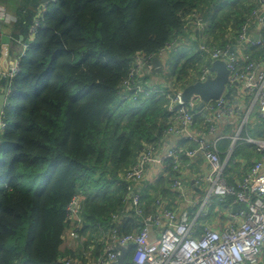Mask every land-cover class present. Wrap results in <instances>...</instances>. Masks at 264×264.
<instances>
[{"label": "trees", "instance_id": "obj_1", "mask_svg": "<svg viewBox=\"0 0 264 264\" xmlns=\"http://www.w3.org/2000/svg\"><path fill=\"white\" fill-rule=\"evenodd\" d=\"M0 4L8 9L12 0ZM15 6L11 46L28 43L17 53L8 44L10 54L19 55V68L10 78L0 131V264L102 261L109 247L117 251L122 236L141 230L144 216L178 213L164 197L186 201L173 184L196 142L178 138L180 163L175 167L173 157L164 159L155 197L146 193L145 179L134 184L127 171L150 149L159 152L174 122V95L211 67L213 59L200 49L202 43L243 53L241 68L264 62V47L239 40L245 24L251 36L264 39L258 14L264 12L262 1L19 0ZM189 40L193 45L186 49L183 41ZM3 51L0 39V55ZM163 51L170 54L161 71L165 83H152L145 69L132 76L137 54L152 58ZM131 78L128 89L125 81ZM236 88L228 85L226 102H234ZM211 105L216 108L217 101ZM195 110L196 131L212 142L208 133L219 120L215 111L198 104ZM228 132L215 148L223 163L233 143L234 132ZM248 137L264 138V118L257 112L243 125L225 163L224 177L237 190L264 157ZM133 193L140 195V213ZM75 198L79 218L69 211ZM225 206L238 212L247 203L235 194L214 197L197 222L211 225L216 208ZM67 231L80 243L65 253ZM134 248H127L126 264H133Z\"/></svg>", "mask_w": 264, "mask_h": 264}, {"label": "built area", "instance_id": "obj_2", "mask_svg": "<svg viewBox=\"0 0 264 264\" xmlns=\"http://www.w3.org/2000/svg\"><path fill=\"white\" fill-rule=\"evenodd\" d=\"M261 1L264 9V0ZM4 9L6 10L4 6L0 5V11H5ZM258 14L260 26H263L264 12L261 13L260 11ZM38 24L39 22L35 23L31 32L36 30ZM199 25L201 28H205L207 24L200 22ZM3 34L4 31L0 29V39ZM239 40L251 46L264 47V39L250 35L248 24L243 25ZM26 43L28 41L23 45L24 48ZM200 49L209 54L213 60H225L230 69L229 84H236L237 87L242 88L245 94H251L253 105L257 106L259 115L264 118V62L250 61L246 67L241 68L239 60L243 53L237 50L209 47L204 43L200 45ZM3 50L6 54L10 53L8 44H3ZM152 61L153 57H145L141 53L137 54L132 76L139 74L143 69H154ZM11 63L8 69H0V76L7 75L11 78L18 73L19 55ZM211 73V67L206 68L200 80H205ZM133 83L134 80L131 78L125 81V86L131 89ZM181 92L179 91L174 95L170 105V109L174 110L176 114L167 133L196 142L197 148L189 150L187 153L190 156H195L198 152L202 153L210 164L211 170L206 177L210 185L205 198L200 202L199 215L201 213L203 215L208 214L206 206L211 204L213 197L221 199L228 194H235L237 200L247 203V207L240 209L233 215L239 219V222H231L220 229L209 224L200 225L197 222L198 217L192 218L189 211L180 215L170 210H163L159 215L149 214L143 217L144 225L141 230L136 234L122 236L117 246L121 245L126 248L131 244L135 246L133 264H259L264 251V157L253 164L248 174L238 185L239 190L228 184L224 177L225 162L221 161L215 151L218 139L207 142L205 135L195 129V115L197 113L195 106L199 105L200 97L192 95L189 100H184ZM212 101L206 102L205 105L215 111L217 119L231 116L236 110V106L226 102L223 96L216 100V108L211 105ZM4 125L1 120V129ZM247 140L255 143L258 151H264V138L249 137ZM177 151L176 146H173L164 155V159L167 157L174 158L175 167L180 163ZM156 156L154 149L145 152L140 161L127 171V178L132 180L134 184L141 183L145 179L144 167L146 163L152 161ZM173 186L180 192L181 196H186L187 190L181 178H177ZM132 201L140 213L139 193H133ZM77 202V198H75L69 206V211L71 215L79 218ZM165 218L169 221L177 220V222L174 226H165L160 236L155 237L153 234L155 228L161 226ZM116 249L117 251L109 247L104 260L91 264H110L116 261L121 254V250L117 247ZM58 264L75 263L67 260Z\"/></svg>", "mask_w": 264, "mask_h": 264}, {"label": "crops", "instance_id": "obj_3", "mask_svg": "<svg viewBox=\"0 0 264 264\" xmlns=\"http://www.w3.org/2000/svg\"><path fill=\"white\" fill-rule=\"evenodd\" d=\"M18 1L19 0H12V4L10 7H8V9L4 5L0 4L7 9V13L10 16V18L7 17L6 19H4L3 17L0 18V29L4 31V34H8L10 38H11L12 25L17 20L15 5H17ZM189 41L190 42L183 41V44H185L186 49L189 46L193 45L192 41L191 40ZM9 44L11 46L12 44L11 41ZM22 47L23 44H13L11 46V49H13L14 53H17L18 51H22ZM8 55L9 54H6L5 51H3V53L0 55V69L6 70L11 66L12 61ZM16 55L17 54H10V56L13 57L14 59ZM169 55H170L169 51L163 52L160 55L164 67L166 65V59L167 57H169ZM8 57L10 60L8 59ZM147 71H149V78L151 79L152 83L161 84V85L165 83L163 74L161 72L155 71L153 69H148ZM4 86H5V82L0 81V87H4ZM236 91L237 92L234 94L235 98L233 102V104L236 106V110L234 114L219 119L217 121L215 130L213 132L208 133L209 138L214 140L223 137V135H225L224 133L230 134V132L228 131H233L234 132L233 143L231 144L230 147L231 148L230 153L233 150L235 144L234 141L237 140V138H239L240 136L243 125L253 117V114L255 112H257L258 115V108L256 105H253V97H251L250 95L247 96L243 92L241 87L240 88L237 87ZM254 118H256V114L254 115ZM254 121H258V119L256 118V120ZM253 138H257V137H253ZM177 142H178V137L176 135L169 134L168 136H164L163 143L159 147V152L157 153V156L144 167L145 180L142 183V185L144 184L143 186L147 194H153L152 197H155L157 194L156 186L158 179L165 174L164 155L165 153L168 152V150L172 146L176 145ZM229 156L225 158L224 161L225 163L227 162ZM188 157L187 160H185V163H182L181 171L179 173L180 178H182L183 182H185L184 185L186 184L185 185V188L187 190L186 201L180 200L179 202H177L174 199L173 201H171L170 197L169 198L164 197V204L168 205V207L170 208L175 209L178 212L177 213L178 215H180L185 211H189L190 216L195 218V217H199V210H201L200 202L205 198L210 185L206 180V177L209 175L211 168H210V164L205 159L202 153H199L196 156H188ZM196 189H198L200 192L193 193L194 190ZM196 205H199V209L197 210V213L193 211V207ZM215 212H217L218 214L217 216H215V219L211 221L212 222L211 226L216 229H220L231 222H239V219L233 216L236 213V211L233 210L232 206H225L224 208H216ZM176 222L177 220L169 221L165 218L164 223L161 226L155 228L153 232L154 236L159 237L160 233L162 232L165 226L167 225L174 226ZM75 236L76 235L74 234L73 231H67L65 236L66 237L65 242L63 244V252L67 253L68 250H76L78 248V244L80 242L78 244L75 242ZM79 247L81 246L79 245ZM127 250L128 249L126 248V253ZM259 264H264V251L260 257Z\"/></svg>", "mask_w": 264, "mask_h": 264}, {"label": "water", "instance_id": "obj_4", "mask_svg": "<svg viewBox=\"0 0 264 264\" xmlns=\"http://www.w3.org/2000/svg\"><path fill=\"white\" fill-rule=\"evenodd\" d=\"M1 40L3 44H9L11 38L8 34H3ZM152 62H153V66L155 67V71L161 72L163 70L162 60L159 55L154 56ZM211 71L212 73L209 74L205 80L203 81L198 80L196 82L187 85L181 92L182 98L184 100H189L192 95L199 96L200 102L198 108H202L205 105V103L210 100H217L221 98L229 84L230 69L228 68L225 60L216 59L212 61ZM0 81L5 82V86L0 87V131H1L2 114L6 106L10 78L7 75H1ZM236 92L237 91L235 90L234 94ZM0 144H1V139H0ZM117 248L121 250V254L116 261H113L110 264H126L125 261L126 247L119 245L117 246Z\"/></svg>", "mask_w": 264, "mask_h": 264}, {"label": "rangeland", "instance_id": "obj_5", "mask_svg": "<svg viewBox=\"0 0 264 264\" xmlns=\"http://www.w3.org/2000/svg\"><path fill=\"white\" fill-rule=\"evenodd\" d=\"M0 17H3L4 19H6L7 17L10 18L9 14L7 13V9L5 11H2V10L0 11ZM22 50H24V47H22ZM8 56L10 57L11 61L14 60V58L10 56V53ZM9 57H8V59H9ZM153 70H155V68Z\"/></svg>", "mask_w": 264, "mask_h": 264}]
</instances>
